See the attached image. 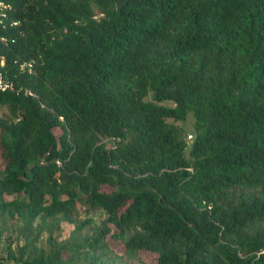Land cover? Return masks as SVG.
I'll use <instances>...</instances> for the list:
<instances>
[{
	"label": "trees",
	"instance_id": "trees-1",
	"mask_svg": "<svg viewBox=\"0 0 264 264\" xmlns=\"http://www.w3.org/2000/svg\"><path fill=\"white\" fill-rule=\"evenodd\" d=\"M3 1L0 264H264V0Z\"/></svg>",
	"mask_w": 264,
	"mask_h": 264
},
{
	"label": "rangeland",
	"instance_id": "rangeland-1",
	"mask_svg": "<svg viewBox=\"0 0 264 264\" xmlns=\"http://www.w3.org/2000/svg\"><path fill=\"white\" fill-rule=\"evenodd\" d=\"M147 101H150V99H147ZM170 105V104H167ZM8 117V111L5 108H0V119L7 118ZM194 122L195 119L192 114H189L187 121L184 123H179L184 129L185 132V138L186 141L191 144V141L194 139ZM190 136H193L192 139L189 138ZM186 154L188 155V150L186 151ZM3 170V166L0 160V171ZM87 217H93L96 221H100L102 218H104V213L99 210H89L86 206L84 205H79L78 211L76 218L77 219H85ZM51 222V220H49ZM19 225V222L13 221L9 222L7 225L8 232L5 234L4 238L0 241V261H3L7 257V250L6 248L8 247L9 243L11 241L16 240V227ZM75 230V225L66 221H60L55 223V230H54V236L58 238L60 241H68ZM84 234H91L90 230H84ZM48 236L47 233L44 234V238ZM111 247L117 253L118 255H122L124 245L120 241H111ZM15 249V245L13 246ZM156 260V257L154 255H150L148 253H144L142 255V261L143 262H148L151 264H154ZM104 264H139L136 262L132 261H125L122 260L121 258L114 256L110 257L108 260L104 262Z\"/></svg>",
	"mask_w": 264,
	"mask_h": 264
},
{
	"label": "built area",
	"instance_id": "built-area-1",
	"mask_svg": "<svg viewBox=\"0 0 264 264\" xmlns=\"http://www.w3.org/2000/svg\"><path fill=\"white\" fill-rule=\"evenodd\" d=\"M14 8L10 3L0 0V43H8L10 41V29L17 27L20 21L13 15ZM22 69H29L32 71L33 63L23 64ZM0 90L16 91L14 83L5 78L2 71H0ZM27 93L31 94L27 91ZM189 138L192 139V136ZM61 165V162H58Z\"/></svg>",
	"mask_w": 264,
	"mask_h": 264
}]
</instances>
